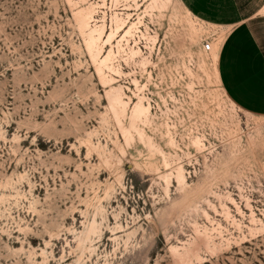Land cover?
<instances>
[{"label":"rangeland","instance_id":"obj_1","mask_svg":"<svg viewBox=\"0 0 264 264\" xmlns=\"http://www.w3.org/2000/svg\"><path fill=\"white\" fill-rule=\"evenodd\" d=\"M103 1L0 0V264H175L199 233L221 247L202 264H264V116L219 83L203 40L224 29L180 0ZM123 4L146 37L105 69L131 98L119 121L77 16ZM139 97L153 114L133 126Z\"/></svg>","mask_w":264,"mask_h":264},{"label":"bare ground","instance_id":"obj_2","mask_svg":"<svg viewBox=\"0 0 264 264\" xmlns=\"http://www.w3.org/2000/svg\"><path fill=\"white\" fill-rule=\"evenodd\" d=\"M113 1L116 2V6L118 7L120 4V0H113ZM98 5H99L98 9L104 10V9L109 8L108 7L109 5L107 4V0H104L102 4H98ZM120 7H122V8H116L115 7L116 9H115V12L112 14L111 21L108 18L107 12L97 10V8L95 9L94 6H92L88 10L82 11L77 16L78 27L84 34H86V37H87L86 38V45H87L88 53H89L93 63H95V65H96L97 74H98L101 82L106 87L110 88V90L107 92V96H108L109 103H110L109 109L114 112V116L119 121H120V118H119L120 113L117 111L116 106L123 108L122 112L126 113L128 107L131 103V98H129L128 101H125V98L123 96L124 95V90H123L124 88L122 86L114 87V84L117 82L116 78H114L113 76L108 77L106 75L105 69H109L111 72L115 73V75L121 74V72L119 70L120 65L118 67L115 65L117 60L119 62V59H125L126 56L128 58H134L137 56H141L143 54V48L141 45V41L146 37V35L141 31V27L139 26L142 24L141 20L138 23L134 22L133 17H135V15H133L132 13H128L130 11L131 7L127 4H125V5L123 4ZM154 9H156V8L154 7ZM124 11H126V12L124 13ZM93 22H96L97 24L95 26H91V23H93ZM203 23H205V22H203ZM205 25H209V24L205 23ZM209 26H212V25H209ZM214 27H216V26H214ZM87 29H89L88 33H86ZM218 29H221L220 31H222L223 28L218 27ZM139 33H140V35H139L140 40L135 39V42L132 43L131 42L132 39L135 38L137 36V34H139ZM152 40H153L154 44L157 41L156 38L155 39L152 38ZM221 40H222L221 36L218 37L217 39H213L212 50L210 52L206 51V53H211L212 55L215 56V58H217L218 53H219V46H220L219 44H220ZM133 44H134V49H132ZM222 45H221V47H222ZM126 46H128L129 49L131 50L132 56H129L130 54L128 53V50L126 49ZM221 47H220V50H221ZM104 49H106V50L109 49V51L107 53V56H105L104 58H101L100 55L104 52ZM126 60H127V58H126ZM216 71H217V68H216ZM216 79L219 80L218 77ZM135 83L137 84L136 81H135ZM219 83H221L220 80H219ZM132 104H134V103H132ZM152 114H153L152 113V106L150 104H145L144 98L139 97L138 102H136L134 107L132 108L133 126H135L136 122H138V121L143 122V123H148ZM140 135L143 138L144 135H142V134H140ZM138 136H139V134H138ZM201 143L202 142L200 139L195 140L196 147L203 148V147H201ZM171 144L172 145L175 144L173 138L171 140ZM153 147H154V145H153ZM89 150L93 151L92 145L89 148ZM89 152H88V155L90 156L91 154ZM168 164H167V166H168ZM172 176H174V178L176 177L177 183L180 186H187L188 185L187 177L185 174V169L182 166H179L178 168H176L174 170L173 173H170V174L164 176V179L166 180L165 181L166 185L168 186L167 189L169 188V186L171 184ZM167 192H168V190H167ZM103 217H104V215H103ZM252 217H253V219L255 218L254 212H252ZM254 222H261V220L254 219ZM94 223L95 224H93L91 228L89 227L90 230H89V234L87 232V234H88L87 240L93 239V238H91V236L93 237V235H92L93 232L99 233L98 231H100L99 225L96 222H94ZM122 229H123V227L120 225V227L117 229V231L122 230ZM121 232H123V231H121ZM121 232H119V233H121ZM101 237H102V235H101ZM128 237H130V235ZM117 239H119L118 236H117ZM213 239L209 235L202 236L199 233V237L196 240L192 241L191 243L184 244L182 248L181 247H174V246L171 247V252H172L171 255H172L173 260H174V262L173 261L172 262L175 264H194V263H198V264L201 263L202 264V263H205V258L203 256L204 251L206 253H209L210 255H215L217 250H220V248H221V247L219 248V244L215 243L213 241ZM114 241H116V240H114ZM95 242L96 241H94V243ZM95 247H97V246H95Z\"/></svg>","mask_w":264,"mask_h":264},{"label":"crops","instance_id":"obj_3","mask_svg":"<svg viewBox=\"0 0 264 264\" xmlns=\"http://www.w3.org/2000/svg\"><path fill=\"white\" fill-rule=\"evenodd\" d=\"M180 1L196 19L224 29L218 56L223 89L235 105L264 116V33L258 30L264 0Z\"/></svg>","mask_w":264,"mask_h":264},{"label":"built area","instance_id":"obj_4","mask_svg":"<svg viewBox=\"0 0 264 264\" xmlns=\"http://www.w3.org/2000/svg\"><path fill=\"white\" fill-rule=\"evenodd\" d=\"M203 43H204V49H205V51L210 52L212 50V47H213L212 40H210L209 38H207V39H204L203 40Z\"/></svg>","mask_w":264,"mask_h":264}]
</instances>
